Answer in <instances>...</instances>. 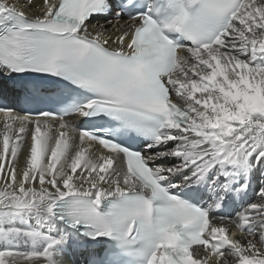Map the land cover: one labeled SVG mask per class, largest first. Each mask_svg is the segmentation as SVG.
<instances>
[{
    "label": "snow or ice",
    "instance_id": "6c2138e0",
    "mask_svg": "<svg viewBox=\"0 0 264 264\" xmlns=\"http://www.w3.org/2000/svg\"><path fill=\"white\" fill-rule=\"evenodd\" d=\"M0 264H264V0H0Z\"/></svg>",
    "mask_w": 264,
    "mask_h": 264
},
{
    "label": "bare ground",
    "instance_id": "6f19581e",
    "mask_svg": "<svg viewBox=\"0 0 264 264\" xmlns=\"http://www.w3.org/2000/svg\"><path fill=\"white\" fill-rule=\"evenodd\" d=\"M21 2V0H18V3ZM253 198H255V194H253ZM240 206H238V208L236 210H239ZM232 211V209H231Z\"/></svg>",
    "mask_w": 264,
    "mask_h": 264
}]
</instances>
